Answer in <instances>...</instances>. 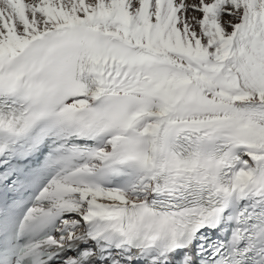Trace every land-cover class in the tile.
<instances>
[{
    "label": "snow or ice",
    "instance_id": "snow-or-ice-1",
    "mask_svg": "<svg viewBox=\"0 0 264 264\" xmlns=\"http://www.w3.org/2000/svg\"><path fill=\"white\" fill-rule=\"evenodd\" d=\"M0 264H264V0H0Z\"/></svg>",
    "mask_w": 264,
    "mask_h": 264
}]
</instances>
